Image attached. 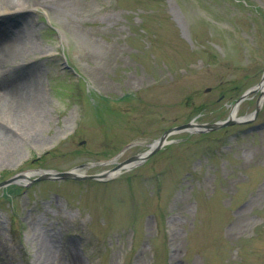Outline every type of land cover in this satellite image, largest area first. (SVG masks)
<instances>
[{
  "label": "rangeland",
  "instance_id": "obj_1",
  "mask_svg": "<svg viewBox=\"0 0 264 264\" xmlns=\"http://www.w3.org/2000/svg\"><path fill=\"white\" fill-rule=\"evenodd\" d=\"M24 11L29 49L0 64V87L22 73L34 97L7 118L0 101V182L109 171L173 127L225 120L263 76L264 0H27ZM170 140L108 181L0 190V264H264V105L251 125Z\"/></svg>",
  "mask_w": 264,
  "mask_h": 264
},
{
  "label": "water",
  "instance_id": "obj_2",
  "mask_svg": "<svg viewBox=\"0 0 264 264\" xmlns=\"http://www.w3.org/2000/svg\"><path fill=\"white\" fill-rule=\"evenodd\" d=\"M259 93V97L256 101V108L254 112L251 114L245 116V117H238V110L240 105L252 94ZM264 104V71L263 76L261 79V82L247 90L232 106L231 113L228 116L227 119L223 121H219L213 124H199L194 119L190 123L183 124L177 127H173L166 132L163 133V135L155 140L152 144H149L148 151L132 156L126 160H124L121 163H118L113 169L96 174V175H84L83 174H77L74 171L69 172H58L54 170H39L37 172L40 173V177L37 179H30L27 177L26 172L18 173L9 179L0 182V189L12 186V185H19V186H27L28 182H35V181H42V180H97V181H106L112 178H115L116 176L120 175L123 171L132 170L135 167H138L139 165L143 164L147 160H149L152 156L157 154L159 151H161L165 146L173 143V141L169 140V138L173 135H177L180 133H189V134H206L211 133L215 131L222 130L224 128H228L231 126L239 125V124H251L253 123L258 114L260 113L262 107ZM138 143H132L125 147L121 154L130 149L131 147L136 146ZM115 162V159L112 161ZM35 172V173H37Z\"/></svg>",
  "mask_w": 264,
  "mask_h": 264
},
{
  "label": "bare ground",
  "instance_id": "obj_3",
  "mask_svg": "<svg viewBox=\"0 0 264 264\" xmlns=\"http://www.w3.org/2000/svg\"><path fill=\"white\" fill-rule=\"evenodd\" d=\"M26 1L27 0H0V64L13 59L18 52L29 49L26 38L22 37L18 31V24L23 22L26 15L24 11V4ZM33 32L34 31H29L30 35H32ZM19 69L20 67L12 66L9 70L13 74L15 73L13 71ZM23 75L22 73L18 76L14 75V77L9 80V84L4 81L2 87H0V101H4L2 108L4 118L8 117L6 116V111L8 114H11V112L13 114L25 113L29 106V98L34 97L31 92L30 83L28 84L27 82L28 80H20V77ZM29 116L30 115H27L28 119H30ZM10 119L12 121L14 120L13 117H10ZM17 154L18 153H13L12 156ZM74 172L83 174L80 170H74ZM35 174L40 173L37 172ZM31 176H33L32 173H27L28 178L31 179Z\"/></svg>",
  "mask_w": 264,
  "mask_h": 264
}]
</instances>
